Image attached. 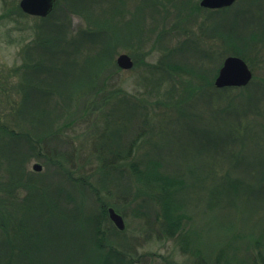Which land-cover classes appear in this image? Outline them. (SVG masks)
<instances>
[{
  "label": "rangeland",
  "instance_id": "rangeland-1",
  "mask_svg": "<svg viewBox=\"0 0 264 264\" xmlns=\"http://www.w3.org/2000/svg\"><path fill=\"white\" fill-rule=\"evenodd\" d=\"M18 1L0 0V122L26 133L29 139L32 137L36 147L22 140L14 147L13 141L8 140L9 148L18 151L25 175L40 178V189L58 199L70 215L62 220L53 218L50 237L57 233L54 241L49 243L44 239L46 232L39 237L50 250L60 247L62 253L49 255L42 248L36 255L44 261L62 260V255L71 260L78 256L76 243L81 241L86 253L94 250L89 241L92 233L87 234L90 222L80 216L98 215L99 196L106 203V215L107 208H113L121 215L124 228L119 230L110 219V222L104 220L101 224L107 233L92 236L101 238L104 234L101 239L113 242L116 248L118 241L129 244L133 256L130 264H159L157 260L163 256L174 264L195 263L178 250L173 240H164L161 236V241L158 240L155 225L158 206L144 194V187L147 182L155 186L175 179L178 181L175 184L181 187L176 197L182 194L186 199L179 205L177 197L179 210L186 209L196 224H207L212 231L217 216L224 222L229 220L227 209L230 207L225 206L224 210L212 203L208 192L213 190L214 181L225 185L238 179L241 185L250 186V180L255 179L244 171L252 159L248 157L250 143L261 144V133H264V107L260 108L264 103V0H235L228 7L213 10L202 8L200 0H124L122 13L115 6L117 0H62L44 21L24 14ZM85 15L101 26L108 19L118 25L135 15L140 23L137 29L133 27L137 32L133 40L127 41V46L118 43L114 53L93 47L94 55L101 53L105 59L108 54L113 58V63L101 70L99 78L97 63L83 61L81 49L69 52L62 43V35L55 37L58 33L51 31L54 29L51 23L57 26L68 23L71 32L86 28ZM119 29L129 28L120 26ZM47 36L55 40L50 42ZM35 39L50 46L52 53L40 52ZM28 44H33L32 56L22 52L24 48L31 49ZM233 50L245 54L252 79L245 87L216 88L214 79L222 61ZM121 53L131 57L130 69L118 68L116 58ZM30 58L33 63L38 61L40 67L24 73L22 65ZM161 60L165 62L164 67H151ZM194 71L200 78L194 77ZM103 74H106L105 80ZM149 74L160 76L157 95H145L144 86L147 88L151 83L146 79ZM210 80L212 86L207 85ZM191 83L204 85L191 89ZM21 84H26V93L21 90ZM168 88L172 90L169 99L165 93ZM108 90L114 91L113 94H108ZM105 93L107 98H103ZM134 96L146 107L139 116L133 108ZM258 98L262 101L258 102ZM145 116L152 123V133L140 137L143 144L135 156L143 165L138 164L146 183L137 182L127 164L118 168L121 173L118 175L110 167L106 170L95 158L100 141L113 149L109 138L113 139L116 134L117 138L124 136V140L136 136L144 127ZM245 126L247 132H254L260 138L255 140L249 134L250 140L244 139V164L237 166L239 161L235 159L227 164L230 153L236 154L239 150L229 136L233 129H238L237 134ZM3 138L1 131L0 143ZM0 157L5 156L0 153ZM2 161L5 163L6 157ZM34 163L41 165L40 171L32 169ZM213 171L219 175H213ZM187 183L189 187L185 186ZM194 184L199 188L197 192ZM227 192L223 189L220 194L225 196ZM245 198L238 203H243ZM233 212L230 218L235 215ZM72 216L78 218L74 220ZM235 223L237 230L248 229ZM38 230L39 227L34 233L36 239L40 235ZM214 231L215 228L210 237L216 243ZM244 252L246 248L242 245ZM64 262L67 259L61 263Z\"/></svg>",
  "mask_w": 264,
  "mask_h": 264
},
{
  "label": "trees",
  "instance_id": "trees-1",
  "mask_svg": "<svg viewBox=\"0 0 264 264\" xmlns=\"http://www.w3.org/2000/svg\"><path fill=\"white\" fill-rule=\"evenodd\" d=\"M60 1L62 0L57 1L54 9L47 16L36 18L43 21L48 19L52 16V13H54ZM123 1L124 0H117V2H115V6L120 12L123 10ZM108 10L109 9H107V11ZM84 17L87 20L86 28L71 32L68 23L64 22L61 26H57L56 23H51V27L54 28L51 31L58 33L55 34V37H61L59 34L62 35V43L68 47L69 52L81 49L83 52V61L88 59V61L91 63L93 62V64L97 63V77L99 78L101 73H103L101 70L107 69V64L113 63V58L111 57L112 55L110 56L108 54L105 59L102 57L101 53L100 55H94L93 47L98 46L102 49L104 48V52L107 51V53H114V48L118 43L127 46V43L133 40L137 33L133 27L137 29L140 23L137 22V15L121 21L118 25L116 23L111 24L108 19L107 24L104 26L99 25L95 20H89L87 15ZM127 22L129 23L126 24ZM141 24H143V21ZM118 26H123L131 30L128 29L127 31H123V29L120 30ZM34 27L37 28L38 23L35 24ZM53 39L55 40L53 36H47V40H50V42H52ZM36 41L37 39L34 40V43ZM33 44L27 45L28 47L31 46L30 50L25 48L22 49V52H25V56L33 55ZM36 46L39 47L40 52L41 50H44L46 53H52L50 52V46L47 45L46 47L44 42H36ZM79 52L80 51H78V53ZM229 54L240 56L247 61L245 54L242 52L239 53L236 50H233L230 51ZM32 60L33 59L30 58L23 63L22 70H25L24 73L28 72L30 69L40 67L38 61L37 63H33L35 61ZM164 64V60L163 62L161 60L158 64H155L156 66L151 65V67L161 69V67H164ZM110 67L112 68L113 66ZM110 70L113 71V68ZM192 74L195 75L194 77L198 76L200 78V75H196L195 71L194 73L192 72ZM94 77L95 74L91 76L92 79H94ZM104 77H106V74H103V79ZM146 79L148 80V83H151L148 84V86L146 85L147 88L144 86L146 89L145 95H157V92L159 91L158 85L160 84V76L156 78V76L149 74ZM209 83L207 85L212 86V80H210ZM25 85L23 86L21 84V90L24 93L27 91L25 90ZM200 85H204V83L199 85L191 83L190 88L199 87ZM226 88L227 87H225V89ZM113 92L114 91L108 90V94L110 95L111 93L113 94ZM99 93H101V91ZM106 93L103 98H107ZM165 93L166 95L168 94L167 97L169 99L172 95V90L168 88L165 90ZM257 100L258 102L262 101L261 98H258ZM132 104L133 108L138 111L136 112L138 116L139 113H142L141 109L146 108L141 100L138 101L136 96H134ZM261 107H264V103L260 108ZM13 111L15 110L13 109ZM11 113L12 111L10 114ZM144 118V127L138 126L142 127V131H138L136 136L124 140V136L122 138L121 136L117 138L118 136L116 134L113 139L109 138L110 145H113V149L108 147L106 142L100 141L96 149L95 158L100 160L102 166L106 168V170L110 167L118 172V168H121L123 163L127 164L129 172L134 176L135 180L137 182L146 183V179L144 178L145 175L138 165L140 162L137 160V156H135L140 145L143 144L140 141V137L146 134L151 135L150 133H152L153 129L152 123L149 119L146 118V116ZM246 126L248 125L246 124ZM246 126L237 134L236 131L238 129H233L232 134L229 136L230 142L234 141V146H239V150L236 154L234 152L230 153L231 158L228 159L227 164L233 159H235L236 162L239 161L236 163L237 166L240 163L244 164L242 157L245 156V153L242 148L245 147L247 140H250V138H248L249 134L253 139L259 140L260 136L254 132H247ZM1 131L5 138H3V142L0 143V153L6 157V162L3 163L2 161L5 157H0V264H85V262L86 264H130L133 260V256L131 255L132 249L130 250L131 246L129 244L123 245L122 241H118L119 247L116 248L114 247L115 244H113V242L107 241L108 243H106L101 239L104 234L101 235V238L98 236H92L96 235V233H107L101 224L104 220L109 221V217L106 215V203L103 200L101 201L99 196L97 199L98 201L100 200L99 202L101 203L98 215L87 214L80 216L81 218L83 217L85 221L88 220V222H90V229L87 230V234L90 236L92 233V238H90L89 241L92 242L94 250H88V253H86V249L83 247L84 242H78L76 243L78 256L68 260V256L65 257L61 254L62 260L67 259V263H61L62 260L44 261L43 259H40L41 257L39 258L40 255H36V252L42 248L43 250L45 249L49 255L50 253L52 255L57 254V252L62 253L60 247H58L59 249L56 248V251L54 249L50 250L49 246H45L46 244L40 242L41 238L39 237L46 232L44 239L49 240V243L54 241L53 236L56 237L57 233L50 237L53 228L51 226L53 218H55V216L60 220L65 217L68 218L70 216L69 209L61 205V203L58 202V199L51 196L48 191L40 189L42 187L40 178L37 177L35 179L32 176L25 175L26 172L23 169L24 162L21 160L19 161L18 151L9 148L11 143L14 144V147L19 146L21 140L25 141L31 147H36L34 141L31 140L32 137L29 139L26 133L16 131L13 126L10 127L5 123L1 124L0 122V132ZM254 131L257 132L256 130ZM122 133L125 134V132ZM134 134L135 133H133V135ZM261 135H263L260 139L261 144H257V141H253L248 147V152L250 153L248 157H252V159L249 163H246V171H244V173L247 172L246 175L255 178L250 180L251 185L248 186L245 184V186H243L240 183L241 180L238 179L231 180L225 185L214 181V184L211 186V190H213L208 192L209 200H211L212 203H216L218 207L223 208L224 210L230 207V209H227L229 212L227 213V220L228 218L229 220L225 221L226 223L219 219V216L213 220L214 226L212 229L214 230L215 228V237L218 238L216 243H214V240H211L210 234L213 230L211 231V229H209V225L205 224L200 226L195 223V219L190 218L186 213V209H182V211L179 210V201L177 199L178 196L176 197V191L179 188L181 189V187L175 184L176 182L178 183V181L170 179V181L167 182L161 181V183H158L155 186H152L149 184L150 182H147L148 184L144 187V194L152 200L154 205L158 206V211L155 213V225L158 227L156 233L158 240H160V236L164 240H173L179 251L195 260V263L193 264H264V133H261ZM244 139L246 142H244ZM8 140L13 142L9 143ZM147 142H150V140ZM2 150H4V152H2ZM125 160L128 161L124 162ZM140 166L143 165L140 164ZM120 174L121 173L118 172V175ZM225 174H229L227 170ZM213 175L218 176L219 174L217 171H213ZM196 185L197 184H194V188L197 192L199 188H197ZM185 186L189 187L190 185L187 183ZM223 189L228 190L225 196L220 194ZM22 190H24L25 193L21 194L20 192ZM237 197H239V199L246 198L242 199L244 202L240 204L238 203L239 199ZM178 198H180L179 205H181L182 201H186L182 194ZM261 202L262 205H260ZM171 203L173 204L171 205ZM167 206L168 209L166 208ZM232 211H235L233 212L235 215L230 218V213L232 214ZM254 216L255 220L253 219L251 221ZM239 217L240 219L238 220ZM72 218L76 220L78 216H72ZM236 221L237 223L239 222V225L248 229L245 231L241 229L237 230L234 228L236 226ZM230 223L232 225H230ZM38 227L39 230L37 233L40 235L38 236V239H36L34 238V233ZM203 239H206V241H203ZM242 245H245L246 248V252L244 253H242ZM101 253H104L105 256H102ZM57 258L58 257L56 256L55 259ZM157 261L159 264H174L173 262H169V259H167L166 256H163Z\"/></svg>",
  "mask_w": 264,
  "mask_h": 264
},
{
  "label": "water",
  "instance_id": "water-1",
  "mask_svg": "<svg viewBox=\"0 0 264 264\" xmlns=\"http://www.w3.org/2000/svg\"><path fill=\"white\" fill-rule=\"evenodd\" d=\"M58 0H19L21 10L29 15L45 17L54 8ZM235 0H200L199 5L203 8L218 9L230 6ZM116 64L120 69H130L133 61L130 56L121 53L116 58ZM252 78V72L247 63L237 55H228L222 61L217 76L214 79L216 88L223 87H241L248 84ZM34 171H40L41 165L34 163L32 165ZM110 221L119 230L124 228V222L120 214L113 208H107Z\"/></svg>",
  "mask_w": 264,
  "mask_h": 264
},
{
  "label": "flooded vegetation",
  "instance_id": "flooded-vegetation-1",
  "mask_svg": "<svg viewBox=\"0 0 264 264\" xmlns=\"http://www.w3.org/2000/svg\"><path fill=\"white\" fill-rule=\"evenodd\" d=\"M19 2V1H18ZM19 4V3H18ZM27 15V14H26ZM35 17V16H34Z\"/></svg>",
  "mask_w": 264,
  "mask_h": 264
}]
</instances>
